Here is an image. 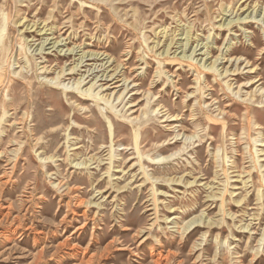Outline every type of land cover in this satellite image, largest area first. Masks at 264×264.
Masks as SVG:
<instances>
[{
  "label": "rangeland",
  "instance_id": "obj_1",
  "mask_svg": "<svg viewBox=\"0 0 264 264\" xmlns=\"http://www.w3.org/2000/svg\"><path fill=\"white\" fill-rule=\"evenodd\" d=\"M75 1L0 0V264H264V0ZM188 30L185 55L232 73L201 72L195 94L197 68L175 58ZM92 52L62 83L117 76L112 143L102 106L47 86Z\"/></svg>",
  "mask_w": 264,
  "mask_h": 264
},
{
  "label": "bare ground",
  "instance_id": "obj_2",
  "mask_svg": "<svg viewBox=\"0 0 264 264\" xmlns=\"http://www.w3.org/2000/svg\"><path fill=\"white\" fill-rule=\"evenodd\" d=\"M59 1V0H58ZM61 1H65V0H61ZM69 1V0H68ZM80 1V0H79ZM92 1H100V2H105L106 0H92ZM17 2V1H16ZM76 1L75 0H70V3H75ZM156 2V1H155ZM80 4V7H81V9H82V7L85 9H87V8H89L90 9V7L88 6V5H86V3L85 2H80L79 3ZM93 4V3H92ZM156 4V3H155ZM51 5V4H50ZM67 5V4H66ZM71 5V4H70ZM73 6V5H72ZM95 6V5H94ZM16 8V7H15ZM53 9H54V7H53ZM48 10V9H47ZM55 10V9H54ZM99 11V10H98ZM14 13V12H13ZM53 15V14H52ZM51 15V16H52ZM249 16H250V14H249ZM118 17V16H117ZM254 17V16H253ZM100 18V17H99ZM252 19V18H251ZM254 19V18H253ZM1 20V19H0ZM24 20V19H23ZM239 20V19H238ZM234 22V21H233ZM235 23H237V20H236V22ZM7 24H8V19H7V16L5 15V14H2V23H1V25H0V87L1 86H3L5 83H4V79H3V74L1 73V71H2V64H3V61L2 60H4L3 58L5 57V54L7 53V49H5V44H4V36H5V32H6V26H7ZM21 24V23H20ZM19 24V25H20ZM230 24H231V22H228L227 24H226V27H228V26H230ZM137 25V24H136ZM28 26V25H27ZM31 26V25H30ZM34 26V25H33ZM236 26V25H235ZM32 27V26H31ZM35 27V26H34ZM138 27V26H137ZM223 27V26H222ZM24 28V27H23ZM30 28V27H29ZM25 29H27V28H25ZM42 29H44V27L42 28ZM8 31V30H7ZM51 31V30H50ZM37 32V31H36ZM133 32V31H132ZM263 34H264V32H263ZM72 35V34H71ZM7 36H8V34H7ZM6 37V36H5ZM9 37V36H8ZM8 39V38H7ZM189 39H191L190 38V32H189V30L188 31H186V33H185V38L183 39V42H184V44H182L179 48H183V51L182 52H180V53H182V55L180 56V57H178V56H175V58H178V60H180L181 62L182 61H184V62H186V63H189V64H193V65H195V67L197 68V69H193V71L194 72H196V75H197V79L195 80V90L191 93V94H195V93H198V92H200V91H202L203 90V88H201V81L203 80H201L200 81V76L199 75H201V72L203 73V74H210V75H214V78H213V82H214V80H216V79H221V78H223V79H226L229 75H228V73H229V71L226 69L224 72H221V71H219V69H217V62H219V58H215L213 61H210L208 64H205V62L206 61H204V59L206 58V59H209V58H207V57H204V59H201V60H199V61H197V59L196 60H193V58H191V56H192V54H194L195 53V49H193L192 50V52H191V54L189 55V56H187V55H185V49L186 50H188L186 47L189 45ZM207 39H209V38H207ZM10 40V39H9ZM182 40V39H181ZM8 41V40H7ZM45 41V40H44ZM207 41V40H206ZM21 42V41H20ZM174 42V41H173ZM8 43V42H7ZM43 43V42H42ZM61 43V42H60ZM175 43V42H174ZM197 43V42H196ZM45 44V43H44ZM49 44V43H48ZM58 44V41L57 42H54V43H52V47L51 48H53L54 46H56ZM230 44V43H229ZM23 45H24V43H23ZM21 46L20 48L21 49H23L25 52H26V47H24V46ZM170 45L171 44H169L168 46H167V48H166V50L163 52L162 51V53L161 54H158L159 56H161V55H166L167 53H169V47H170ZM200 45V44H199ZM204 45V44H203ZM211 45V44H210ZM58 46V45H57ZM190 46V45H189ZM29 48V47H28ZM78 48V47H77ZM196 48V47H195ZM203 48H205V46L203 47ZM44 48H43V46L41 45L40 46V49L38 50V49H36V50H38L39 52V54H41V51L43 50ZM58 49V48H57ZM165 49V48H164ZM197 49V48H196ZM227 49V48H226ZM60 54L62 53V52H64V56H65V54L67 53V55H70V54H72V52H74L73 51V49H66V50H62V49H60V50H57ZM177 51V50H176ZM6 52V53H5ZM81 52V51H80ZM220 52H221V50H220ZM37 53V52H36ZM207 53V52H206ZM226 54V53H225ZM21 55V54H20ZM31 55V54H30ZM73 55V54H72ZM102 55H104V54H101L100 55V57L102 56ZM127 55V54H126ZM205 55V54H204ZM25 56H26V54H25ZM99 56V54H93V52L92 53H83V54H81V56L79 57V62L76 64V65H74V66H71V67H69V68H67V69H65L66 67V65H64V67H62L60 70H59V72H57L56 73V76L54 77V78H51V79H48V83H47V86H49L51 89H53V90H57V91H62V93H64V95H65V98H67V93H69V95H70V97H72V98H78V100H83V99H80L79 97H81V98H85V99H89V100H92L93 101V103H94V106H96V107H98L99 108V111H100V113L102 112V109H100V106H102L103 107V109H104V113L101 115V116H103V120L107 123V125H108V131H109V137H110V143H112V140H113V136H114V133H115V126H116V121L114 120V121H112V120H110L109 119V117L107 116V111H109L111 114L112 113H114L115 114V110H116V105L115 106H113L112 105V103H113V101H112V99H113V93H112V95L111 94H108L107 93V90H108V88L109 87H111L112 85H115L116 83H118V81H115L116 79H117V76H113V73H112V75H108V74H106L105 75V72H107V71H105L107 68H105V64L107 63H105L103 66H104V70H103V73L101 74V76H98V77H101V80H102V78L104 77V80H106V79H108V88H103V86L101 87H95V84L96 83H91L90 84V86H88V87H86L85 89H82V85L84 84V81L86 80V79H88V77L89 76H87V75H85V76H87L86 78H84L85 76L83 75V76H80L77 80H76V82L74 83V87H67V86H65V85H63V83H62V80L65 78V77H67V76H70V79L73 77V76H75V75H77V73L79 72V68H78V65H80V64H83L84 62H87V60H84V59H87V57H94V58H97ZM106 56V55H105ZM206 56H207V54H206ZM22 57V56H21ZM35 57V56H34ZM6 59L5 60H7L8 58H7V56L5 57ZM31 58V57H30ZM29 58V59H30ZM24 59L26 60V61H24L25 63H26V65L30 62V60H28L27 58H25L24 57ZM33 59V58H32ZM92 59V58H91ZM90 59V60H91ZM109 59V58H108ZM107 59V60H108ZM222 59V58H221ZM84 60V61H83ZM94 60V59H93ZM204 61V62H201V61ZM9 61V60H8ZM88 61H89V59H88ZM106 61V60H105ZM23 62V63H24ZM201 62V63H200ZM222 62V61H221ZM220 62V63H221ZM161 62H158V64H160ZM9 64V63H8ZM32 64V63H31ZM34 65H36V64H34ZM33 65V66H34ZM31 66V65H30ZM102 66V67H103ZM159 66V65H158ZM56 67V66H55ZM10 68V67H9ZM31 68V67H30ZM81 68V67H80ZM97 68V67H96ZM95 68V69H96ZM222 68V67H221ZM220 68V69H221ZM19 70V69H18ZM22 70H23V68H21L20 69V71H18V72H15V73H13L12 74V76H17V75H20V74H22ZM27 70V69H26ZM39 71H40V73L39 74H41V75H45V74H48V68L47 67H45V66H43V67H41V68H39L38 69ZM94 70V69H93ZM51 71V70H50ZM105 71V72H104ZM93 72V71H92ZM91 72V73H92ZM98 72V71H97ZM32 73V72H31ZM36 73V72H35ZM87 73H89V71L87 72ZM101 73V72H100ZM108 73V72H107ZM163 72H160V70L159 71H156V74H158V75H161ZM229 74H232V73H229ZM164 75V74H163ZM157 76V75H156ZM158 77V76H157ZM167 77V76H166ZM6 78V77H5ZM18 78H20V77H18ZM32 78V77H31ZM74 78V77H73ZM44 79H46V76L44 77ZM95 79V78H94ZM223 79H221V80H223ZM12 80V79H11ZM47 80V79H46ZM98 80V79H97ZM167 80H168V78H167ZM166 80V81H167ZM10 81V80H9ZM29 81V80H28ZM205 81V80H204ZM203 81V82H204ZM259 81H260V79H259ZM23 83H24V81H22ZM32 83V82H31ZM205 83V82H204ZM7 84H8V82H7ZM7 84H6V86H4V89L5 90H8V88H7ZM49 84V85H48ZM203 84V83H202ZM224 85L227 87V89L228 90H231V85L228 83V80L227 81H225L224 82ZM30 86V85H29ZM31 87V86H30ZM34 87V86H33ZM175 87V86H174ZM206 87H208V85L206 86ZM26 88V87H25ZM97 89V90H96ZM208 89H211V88H209L208 87ZM96 90V91H95ZM127 90V86L125 87V90L124 91H126ZM1 91V90H0ZM258 92H259V98L260 99H263L264 98V88L263 87H260L258 90H257ZM123 93L124 92H122L118 97H117V100H119L121 97H122V95H123ZM147 93H149V92H147ZM42 94V93H41ZM200 94V93H199ZM203 94V93H202ZM77 95H79V97L77 96ZM201 95V94H200ZM41 96V95H40ZM192 96V95H191ZM33 97V96H32ZM186 97H188V98H193V97H190V95L188 94V95H186ZM185 97V98H186ZM110 98H112V99H110ZM199 98V97H198ZM198 100V99H197ZM70 101H71V104L72 105H74L75 103H76V101H72L71 99H70ZM148 101H149V99H148ZM195 101V100H194ZM30 103V102H29ZM67 103H69L68 101H67ZM196 103V102H195ZM198 103V102H197ZM6 104H11L10 103V101H8V96L7 95H3V97L0 99V106H5ZM121 104H122V102H121ZM247 104V103H246ZM19 105V104H18ZM8 106V105H7ZM76 106H82V105H80V104H76ZM120 106V105H119ZM11 107V106H10ZM5 108V107H4ZM144 108H148V104L144 107ZM82 109H88L87 107H83ZM6 111H7V109H5ZM149 110V109H148ZM6 111H4V113L2 114V120L4 119V117L6 116ZM98 111V112H99ZM8 112V111H7ZM108 112V113H109ZM147 112V111H146ZM146 112L144 111H142L141 112V115H143V116H145L146 115ZM118 115V114H117ZM117 115H115V116H117ZM101 119V118H100ZM137 119V118H136ZM1 120V121H2ZM6 120V119H5ZM86 121H87V119H85ZM250 120V119H249ZM247 122H248V120H246ZM252 121V120H251ZM131 122H134L133 120H131ZM250 122V121H249ZM23 127V126H22ZM259 129H261V126L259 125ZM134 135H135V139H133L134 140V144H135V149L137 150V148H138V145H136L137 144V139H138V131H135L134 132ZM51 144V143H50ZM48 147V146H47ZM112 148V146H110V149ZM139 149V148H138ZM261 152H262V150H261ZM176 153H174V154H172V155H170V156H167L166 158L164 157L163 159H162V161H164V160H166V159H169V158H171L172 156H174ZM112 155H113V152L112 151H110L109 152V156H108V160H109V166L107 167V169H106V171H105V173L106 174H109L110 173V170H111V168H112V162H111V157H112ZM54 160V156H47V157H43L42 159H40V161L42 162V164H43V167H46L47 166V164L48 163H50V162H55V161H53ZM100 162H101V160H97V166H99V164H100ZM90 165H93V163H92V160L91 159H88L87 161H81L80 163H76V164H74V166L75 167H80V166H82L83 167V170H88V168H89V166ZM260 167V166H259ZM261 201H262V199H261ZM87 205H90V202L89 203H86ZM200 223V221H198V220H196V219H192L191 221H189V222H187L186 224H185V226H184V228H183V231H185V232H187L194 224H199ZM194 230V227L191 229V231H193ZM91 261V260H90Z\"/></svg>",
  "mask_w": 264,
  "mask_h": 264
}]
</instances>
